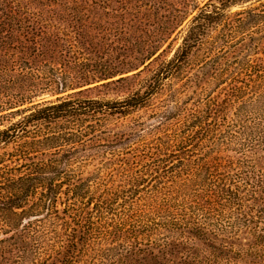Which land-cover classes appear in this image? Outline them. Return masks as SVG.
Here are the masks:
<instances>
[{"label":"trees","instance_id":"obj_1","mask_svg":"<svg viewBox=\"0 0 264 264\" xmlns=\"http://www.w3.org/2000/svg\"><path fill=\"white\" fill-rule=\"evenodd\" d=\"M47 1L53 8L64 5V0H0V95L3 92L5 98H0V114L32 104L30 108L13 112L29 114L0 131V234L7 236L9 230L18 231L21 221L27 228L26 238L34 234L45 237V223L34 224L31 218L37 217L33 214L41 210L37 203L57 201L64 183L48 176L50 171L60 172L52 163L36 161L38 154H45L44 148L63 150L72 146L67 150L71 162L70 156L80 153L76 146L83 147L103 135L98 128L105 120L145 107L167 82L183 77L184 68L197 59L200 72L190 79L183 77L184 87L173 95L180 106L174 115L178 118V128L164 132L171 152L156 149L157 152L150 153L154 149L146 146L149 149L146 156L161 155L142 167L145 173L142 179L150 176L157 182L146 191L148 200L155 206L150 205L146 212L132 207L115 214L113 206L118 199L127 201L107 190L96 204L97 228L108 216L117 218L118 228L111 227L105 232L109 238L111 231L126 232L125 221L140 220L130 225L132 237H136L133 231L144 230L147 247L158 245L164 255L182 248L184 252L179 254L193 255V264H207L192 252L189 243L193 238L202 242H210V238L220 241L229 247L227 254L235 247L244 246L249 255L263 246L264 2L232 14L234 6L254 0H208L201 8L196 0H186L185 5L192 6V11L197 10L198 14L192 18L175 56L170 61H161L166 50L160 51L171 35L158 33L150 41L133 44L127 37L121 39L126 33L123 29L99 27L96 13L99 0H81L86 8L81 13L78 35L83 49L80 80L90 86L97 83L91 81L122 77L111 82L116 84L147 74L140 82L144 91L115 103L73 100L72 95L39 103L37 99L46 91L61 90L60 95L78 84L74 79H64V19L58 23L57 12L50 11L53 14L50 33L44 12L34 8L36 3L45 5ZM179 16L175 31L191 15L180 13ZM69 17L72 22L67 26L71 27L75 19ZM127 44L135 45L137 50H130ZM128 52H132L130 56ZM46 57L44 62L37 61ZM130 73L135 74L124 77ZM188 88L195 95L192 102L185 91ZM170 116L164 115L166 120ZM73 120L81 124L77 130L40 136L42 127ZM87 120L93 125L85 127L83 123ZM114 137L121 142L125 135ZM10 145H14L12 152L7 151ZM103 146L109 148L106 154L121 163L123 155L136 151L130 144L124 151L110 144ZM11 162L14 165L8 164ZM98 181L99 187H105L101 178ZM134 184L139 185L140 180ZM132 192L138 193L133 189ZM37 195L42 201L31 205V198L36 199ZM25 219L29 222L23 225ZM241 241L252 242L246 246L240 245ZM125 244L123 237L118 239L106 254L123 255L128 247Z\"/></svg>","mask_w":264,"mask_h":264},{"label":"rangeland","instance_id":"obj_2","mask_svg":"<svg viewBox=\"0 0 264 264\" xmlns=\"http://www.w3.org/2000/svg\"><path fill=\"white\" fill-rule=\"evenodd\" d=\"M260 1L264 2V0H254L245 5L238 4L231 9V13H239L248 7H258ZM98 2L96 13L99 27H102L101 29L104 27L117 28L119 31L123 29L126 33L121 36V39L127 37L134 41L133 44L136 42L143 44L152 40L158 33L171 35L170 40L160 51L161 53L166 50L161 61H170L175 56L182 46L185 31L191 24L192 18L198 14L197 10L192 11V6L185 5L186 0H99ZM207 2L208 0H196L200 8ZM83 4L81 0H64V5L60 8L59 5H55L53 8V4L49 2L45 5L36 3L34 7L38 9V12H44V18L48 20L45 25L50 33L53 32L51 20L53 14L50 11L57 12L58 23H62L59 19H64V75L66 73L64 79L68 77L69 80L74 79L78 83L74 84L75 86H72L71 90L64 94L58 95L61 90L57 93L44 92L37 99L39 103L56 101L60 97L67 99L68 95H72L71 99L73 100L115 103L121 102L137 92L144 91L140 88L142 87L140 82L145 76L147 77V74L139 79L116 84L111 82L122 77L118 76L109 81H91V83H97H92L90 86H85L86 83L80 80L83 74L80 64L83 49L78 35L81 34L80 18L83 14L82 11L86 8ZM180 13L182 15L189 13L191 16L181 28L175 31L176 21L180 17ZM69 15L75 19H73L74 22L71 27L67 26L68 23L72 22ZM164 18L168 21H163ZM53 23L55 22L53 21ZM133 44L127 45L131 48L130 50L135 51L137 47ZM131 53L128 52L127 56H130ZM47 59L48 57L40 58L37 61L44 62ZM158 65H155L154 68L157 69ZM197 66V59L194 62L191 60V63L184 68L183 77L190 79L197 71L200 72ZM133 74L135 73H130L124 77ZM183 77L174 78L167 82L165 88L159 94L151 97L145 107L131 109L124 114H115L105 120L102 126L98 128L103 132V135L85 143L83 147L76 146L80 153L76 156H74L75 154L71 155V162H68L67 150L72 146L65 147L63 150L44 146L46 147L44 148L46 149L45 154H38L35 159L44 164L52 163L57 171H60L59 173L50 171L48 176L50 178L55 177L58 183L63 182V189L61 194L57 196L56 202L46 203L43 201V204L37 203L41 210L39 213L33 214L37 217L31 218L34 224L45 223V237L34 234L30 236V239L26 238L24 231L27 228L21 225V221L17 227L18 231L16 229L9 230L7 236L0 234V264H193V255H188L187 252L184 255L179 254V251L184 252L182 248L178 252H168L172 255H164L163 249L158 248V245L147 247V239L145 238L147 232L144 230L133 231L138 239L132 237V233L129 232L130 225L140 222V220L125 221L127 226L124 228L127 229V233L117 230L111 231V236L108 238V234L105 233L106 230H110L111 227L118 228L116 226L118 219L114 216H108L104 222L107 224H100L97 228L96 212L97 201L107 190L118 193L127 201L125 203L118 199L113 206L114 211H116L115 214L121 211H129L132 207L143 212L150 210L149 206L153 204H151L152 201L148 200L149 196L146 191L157 185V182L150 176L142 179L145 174L142 172L144 171L142 167L153 160L160 159L161 155L156 154L152 158L149 155L146 156V152L149 151L146 146L154 149L150 150V153L157 152L156 149H163L167 153L171 152H169L170 147L167 144L169 142H167L164 134L168 133L165 131H173L178 128V118L174 115L180 106L175 102L177 99L173 95L184 87ZM185 91H187L188 96L192 97L190 101L192 102L195 99L194 92L192 93L193 89L188 88ZM3 96L2 92L0 98L5 100ZM31 106L32 104H26L14 111L0 114L2 116L0 117V131L6 130L11 124L29 114L21 112L12 114L13 112L25 110ZM191 106L190 103L189 107ZM165 113L171 115L168 120L164 117ZM83 124L85 127L93 125L88 120ZM80 125L77 120L51 124L42 127V130L40 129V136H51L61 131L77 130ZM114 135L121 137L125 135V137L120 142V139L116 141ZM108 144L112 147L116 146V150H122L130 144V147L136 151H130L123 155L120 159L123 161L121 163L106 154V152L109 153V148L101 147ZM13 149L14 145H10L7 151L12 152ZM39 151H43V149ZM13 162L8 164L12 166L14 165ZM100 178L101 182L105 184L103 188L98 185ZM135 180H140V184H134ZM132 189L138 193L132 192ZM85 191L88 195H85ZM34 201L35 203L40 202L42 197L37 195L36 199L31 198L30 204L32 205ZM28 222L25 219L23 225ZM126 236L127 239L124 238ZM122 237L127 242L125 244L128 245L127 252H124L123 255L106 254L110 247L113 248L118 239ZM105 239L109 240L106 241ZM250 242L252 241H241L240 245L247 246L250 245ZM189 244L191 248L193 247L192 252L198 254V259H204L207 264H264V245L257 247L255 251L247 255L245 252L248 248H244V246L235 247L227 254L229 247L220 241L214 242L213 238H210V242H202L193 238Z\"/></svg>","mask_w":264,"mask_h":264}]
</instances>
